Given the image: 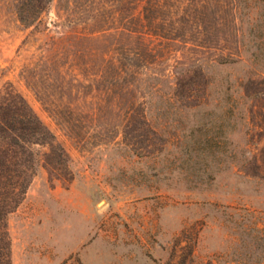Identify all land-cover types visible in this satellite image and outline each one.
Instances as JSON below:
<instances>
[{"label": "rangeland", "instance_id": "1", "mask_svg": "<svg viewBox=\"0 0 264 264\" xmlns=\"http://www.w3.org/2000/svg\"><path fill=\"white\" fill-rule=\"evenodd\" d=\"M13 2L0 98L55 138L11 264H264V0H50L27 25Z\"/></svg>", "mask_w": 264, "mask_h": 264}, {"label": "trees", "instance_id": "2", "mask_svg": "<svg viewBox=\"0 0 264 264\" xmlns=\"http://www.w3.org/2000/svg\"><path fill=\"white\" fill-rule=\"evenodd\" d=\"M49 2L14 0L13 5L19 21L27 25L37 20ZM54 138L22 96L7 94L0 98V264H11L6 217L19 205L35 174L37 154L33 145L53 147ZM183 248L192 254L188 244ZM257 260L252 264H258ZM177 264H188V259L181 258ZM206 264H243V261L219 257Z\"/></svg>", "mask_w": 264, "mask_h": 264}]
</instances>
